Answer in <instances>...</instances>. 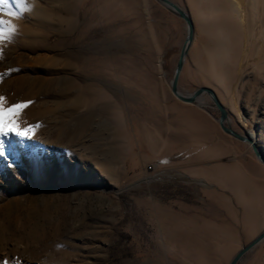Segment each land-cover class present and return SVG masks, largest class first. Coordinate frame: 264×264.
Instances as JSON below:
<instances>
[{"label":"rangeland","instance_id":"obj_1","mask_svg":"<svg viewBox=\"0 0 264 264\" xmlns=\"http://www.w3.org/2000/svg\"><path fill=\"white\" fill-rule=\"evenodd\" d=\"M170 1L194 26L179 92L213 90L264 156V80L235 75L239 46L217 85L214 41L187 0ZM27 3L4 17L17 31L0 44V94L31 101L18 119L37 127L4 140L0 261L230 264L264 231V165L223 132L207 94L187 104L172 93L186 23L157 0ZM238 264H264V240Z\"/></svg>","mask_w":264,"mask_h":264},{"label":"bare ground","instance_id":"obj_2","mask_svg":"<svg viewBox=\"0 0 264 264\" xmlns=\"http://www.w3.org/2000/svg\"><path fill=\"white\" fill-rule=\"evenodd\" d=\"M187 1L197 19L198 29L202 33L206 32L214 41L213 46L207 49L209 73L213 81L220 87L228 85L227 81L234 74L226 64L233 62L234 52L239 46L241 57L237 58L235 75L240 74L243 79L242 76L251 69L257 73V77L264 80V0ZM204 96L197 101L204 100ZM235 98L231 97L232 109L240 117ZM252 137L255 139V136ZM253 142L255 143L254 140Z\"/></svg>","mask_w":264,"mask_h":264},{"label":"water","instance_id":"obj_3","mask_svg":"<svg viewBox=\"0 0 264 264\" xmlns=\"http://www.w3.org/2000/svg\"><path fill=\"white\" fill-rule=\"evenodd\" d=\"M161 5H163L166 9H168L171 13L176 15L177 17L181 18L187 25L188 28V36L187 40L184 44V46L181 49V52L179 54L178 63L176 66L175 76L171 84V90L172 93L182 102L187 104H196L198 98H200L202 95L207 94L213 103L215 104L216 108L220 112V118H219V124L223 132L236 140L252 145V150L255 154V156L259 159V161L264 165V157L263 154L258 150L256 144L253 142L250 136H244L239 133H237L233 128H231L229 125H227L228 120V112L225 109V107L221 104L219 99L217 98V95L215 92L209 88H200L197 91H195L190 96H183L179 92V80L182 73V70L185 65V61L190 49V46L193 42L194 38V26L192 23L191 18L187 13H185L183 10H181L179 7H177L175 4L170 2L169 0H157ZM264 240V231L251 243H249L247 246H245L242 250H240L232 259L230 264H238L239 261L243 258L244 255H246L248 252H250L252 249H254L258 244H260Z\"/></svg>","mask_w":264,"mask_h":264},{"label":"snow or ice","instance_id":"obj_4","mask_svg":"<svg viewBox=\"0 0 264 264\" xmlns=\"http://www.w3.org/2000/svg\"><path fill=\"white\" fill-rule=\"evenodd\" d=\"M31 6L27 3V0H0V44H3L5 40L10 41L12 36L16 33V25L9 18H18L24 12L30 11ZM14 71V70H9ZM5 74H0V79ZM31 101L19 102L8 104L6 97L0 94V156L5 155L4 152V140L11 135H15L21 138H30L31 134H34V130L37 126H29L22 128L18 118L23 109L27 108ZM0 264H8L7 260L0 261ZM14 264H19L15 261Z\"/></svg>","mask_w":264,"mask_h":264}]
</instances>
